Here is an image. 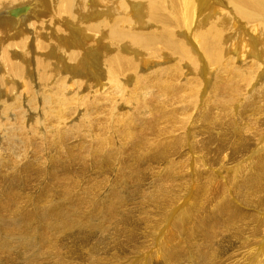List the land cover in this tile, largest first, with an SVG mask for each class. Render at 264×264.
Wrapping results in <instances>:
<instances>
[{
  "label": "bare ground",
  "instance_id": "bare-ground-1",
  "mask_svg": "<svg viewBox=\"0 0 264 264\" xmlns=\"http://www.w3.org/2000/svg\"><path fill=\"white\" fill-rule=\"evenodd\" d=\"M200 2L0 0V264H264V0Z\"/></svg>",
  "mask_w": 264,
  "mask_h": 264
},
{
  "label": "rangeland",
  "instance_id": "rangeland-1",
  "mask_svg": "<svg viewBox=\"0 0 264 264\" xmlns=\"http://www.w3.org/2000/svg\"><path fill=\"white\" fill-rule=\"evenodd\" d=\"M198 5H199L200 11H201L199 21L203 22V23L213 19L214 16L216 15L217 9H219V8L226 9V8H224V5H225L224 0H203V2L198 3ZM51 11L53 14L56 13L55 9H52ZM145 13H146V8L141 9V11L139 12V14H138L139 21L134 26L136 29H141L144 27L149 28L151 26V24H148V22H147L148 20H147V16L145 15ZM23 14L19 15V17L22 16ZM13 17H15V16H13ZM236 29L238 31V38L234 41V44L232 45L231 49H235V48L240 49L244 45L245 49H246V55L253 54L254 56H259V57L264 58V32L263 33L262 32H256L253 35V34L249 33L246 29L243 28V23H239V22H236ZM91 33L93 34L94 32H91ZM109 51L110 50H107V46L104 44L102 45V49L97 50L99 56H101V54L104 55L105 52H109ZM56 55H59V52H56ZM95 57H96V55H95ZM247 57H249V56H247ZM140 59H141L142 63H144V59H147V63H146L147 67H149L150 65L153 64V62H151V59L149 58V56H146L145 54L141 55ZM97 68H99V72L96 70ZM93 71L96 74H101L102 77L104 76L103 74H105L103 72V70L100 69L99 65H95ZM141 72H143V70H141ZM0 73H3V71ZM133 82L134 81L132 80L131 83H133ZM13 87L15 88V86H13ZM18 88L19 87L17 86L16 89H18ZM86 90L87 89L85 88L84 94L87 93ZM102 96L103 95H98L97 98L101 99L102 104H103L102 107H104V105L106 104V101H107L106 99H109L110 96L109 97H102ZM6 97H7V95H4V96H2V99L6 98ZM101 105H100V108H101ZM232 132H233V134L235 132H237V130L235 129V126H233V128H232ZM253 147L254 146H251V149ZM141 148H142V150H144V149H146V146H140V147H138V150H140ZM256 149L260 150L259 153H263L264 152L263 143L261 142ZM168 150H170V148ZM244 158H249V157L244 156ZM7 255H8V253L6 251L0 250V257H4Z\"/></svg>",
  "mask_w": 264,
  "mask_h": 264
}]
</instances>
